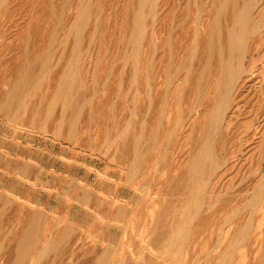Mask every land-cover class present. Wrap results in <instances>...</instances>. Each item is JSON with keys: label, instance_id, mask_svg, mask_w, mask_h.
I'll use <instances>...</instances> for the list:
<instances>
[{"label": "rangeland", "instance_id": "obj_1", "mask_svg": "<svg viewBox=\"0 0 264 264\" xmlns=\"http://www.w3.org/2000/svg\"><path fill=\"white\" fill-rule=\"evenodd\" d=\"M0 264H264V0H0Z\"/></svg>", "mask_w": 264, "mask_h": 264}, {"label": "bare ground", "instance_id": "obj_2", "mask_svg": "<svg viewBox=\"0 0 264 264\" xmlns=\"http://www.w3.org/2000/svg\"><path fill=\"white\" fill-rule=\"evenodd\" d=\"M225 3V2H224ZM225 7V6H224ZM221 9V8H220ZM248 12L245 10V9H243V10H241L239 13H238V15L236 16V18H235V24H236V26H237V28H238V33H236V34H233V35H231L230 36V39H229V45L228 46H230V51H232V53H233V50H237V48H239L238 50H240V48H242L243 46H244V44H245V35H244V32H245V28L247 27V23H248ZM218 17H219V15H218ZM219 21V20H218ZM217 22V21H216ZM216 26V25H215ZM227 26V25H226ZM232 27V26H231ZM230 27V28H231ZM217 31L218 33H220L219 32V29H218V27L216 26L215 27V29H214V31ZM215 31V32H216ZM235 33V32H234ZM215 33L213 32V35H214ZM217 35H219V34H217ZM214 37V39H215V36H213ZM220 38H221V36H220ZM217 39L218 40H220L219 38H218V36H217ZM216 40V39H215ZM218 40H217V42H218ZM216 42V43H217ZM213 43V42H212ZM211 43V44H212ZM214 45H215V43H214ZM217 45H220V42H219V44H217ZM212 46V45H211ZM227 46V47H228ZM215 47V46H214ZM213 47V48H214ZM209 48H210V46H209ZM216 48V47H215ZM220 48H222V47H220ZM213 50V49H212ZM211 50V51H212ZM216 50H218L217 48H216ZM219 51H220V49H219ZM225 51V50H224ZM212 53H213V51H212ZM222 53V52H221ZM236 55H237V53H235ZM221 55H223V54H221ZM230 55V54H229ZM236 55H232V57H231V59H230V61H229V63H228V65L226 66H224L225 68H224V71H225V78H224V80L223 81H225V84H224V82H223V84L225 85V86H227V88H232L234 85H235V83L237 82V80L239 79V76H240V74L242 73V67H241V63H240V56H236ZM228 56V55H227ZM229 57V56H228ZM228 59V58H227ZM222 60V59H221ZM39 69V68H38ZM47 71V70H46ZM39 72V71H38ZM224 74H223V76L222 77H224ZM73 77V76H72ZM71 77V78H72ZM70 78V77H69ZM68 78V80H70ZM74 79V78H73ZM72 79V80H73ZM67 81V80H66ZM75 81H76V79H75ZM74 81V83L76 84V82ZM227 81V82H226ZM67 83V82H66ZM73 83V84H74ZM221 83V82H220ZM226 83H227V85H226ZM69 81H68V85H67V87L69 86ZM222 86V87H225V86ZM72 86H74V85H72ZM72 86H71V88H72ZM66 87V88H67ZM77 87V86H76ZM218 88H220V85H219V87ZM227 88H226V90H227ZM61 90H62V88H61ZM68 90H70V87H69V89ZM74 90V89H73ZM75 90H76V88H75ZM67 91V90H66ZM71 91V90H70ZM65 92V91H64ZM219 92H221V89L219 90ZM222 93V92H221ZM223 93H224V89H223ZM222 93V94H223ZM63 94V93H62ZM73 94V93H72ZM71 95V94H70ZM220 95V94H219ZM72 96H74V95H72ZM223 98L217 103V106L215 107V110H214V114H213V116H212V121H213V123H214V125H216L215 123H220L221 121H222V116H223V113H224V111H225V106L227 105V96H222ZM65 98V97H64ZM68 98H70V97H68ZM67 98V99H68ZM66 99V98H65ZM72 99V98H71ZM67 101V100H66ZM72 101V100H71ZM70 104H72V103H69V105ZM68 105V106H69ZM203 144H205V143H203ZM202 148H203V146H202ZM197 158H199V157H197ZM196 162V161H195ZM213 163V162H215V156H214V151H213V147H212V145H208L206 148H205V150H204V152H203V154L201 155V157H200V159L198 160V165H197V169H198V171H202L203 169H204V167H205V165L206 164H208V163ZM215 166V165H214ZM195 170V169H194ZM205 188V187H204ZM202 189V188H201ZM199 198V197H198ZM200 202V201H199ZM198 202V203H199ZM197 209V208H196ZM198 210V209H197ZM177 241V240H176ZM170 253V252H169ZM231 257V256H230Z\"/></svg>", "mask_w": 264, "mask_h": 264}]
</instances>
